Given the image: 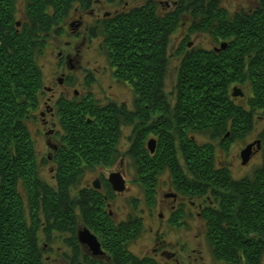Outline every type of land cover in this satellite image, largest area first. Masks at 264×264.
Masks as SVG:
<instances>
[{
  "label": "flooded vegetation",
  "instance_id": "flooded-vegetation-1",
  "mask_svg": "<svg viewBox=\"0 0 264 264\" xmlns=\"http://www.w3.org/2000/svg\"><path fill=\"white\" fill-rule=\"evenodd\" d=\"M179 4L180 0H82L74 4L60 30L53 32L43 46V53L49 46L48 55L53 59L49 61L51 72L41 75L38 105L30 120L36 125L35 134L43 147L38 151L33 144L36 179L55 190L62 207L66 190L72 205L62 208L58 230L52 226L54 220L52 224L49 217L39 216L34 235L40 264H227L213 256L206 229L210 210L221 202L222 189L215 180L222 171L233 178L231 164L225 159L231 143L238 141L230 136L232 106L247 111V96L242 87V96L232 95L230 86L223 101L213 96L218 102L204 110L191 113L194 108L187 107L185 98L178 105L180 93H176L175 85L182 60L207 63L212 58L210 52L221 57L224 50V40L219 38L206 40L205 44L192 39L205 30L195 24L196 13L189 9L178 11ZM143 8H151L157 21L161 15L179 13L177 26L182 33L174 42L170 40L176 26L163 46L157 31L155 43L148 41L127 48L132 60L139 57L140 65L158 69L160 88L154 89L156 95L151 94L146 78L144 102L139 103L132 81L117 76L118 61L108 56L104 44L112 20L137 14L136 21L141 23ZM136 9L140 11L133 12ZM171 65L174 78L171 90H167ZM209 80L219 85L221 79L217 75ZM240 84L243 83H235ZM118 87L130 91L128 102H117L108 94V90ZM207 91L220 93L221 89ZM89 103L97 106L93 117L101 119L105 132L110 121L116 127V136L104 138V143L95 148L100 160H93L86 154L91 148L74 139L78 133L74 132L76 117L85 116L86 122L94 119L84 113ZM218 125L224 128L216 130ZM186 127L208 128L202 133H188L191 140L209 144L212 149L208 178H200L191 168L183 140ZM148 141L153 142L151 150ZM141 145L147 150L153 172L152 180L145 185L141 165L146 158L138 153ZM253 152L247 164L259 153ZM240 163L245 165L242 160ZM43 172H48L47 179ZM111 174L117 175L116 184ZM18 186L22 189L21 182ZM83 231L88 232L91 244ZM139 238L148 241L141 249L135 247Z\"/></svg>",
  "mask_w": 264,
  "mask_h": 264
},
{
  "label": "trees",
  "instance_id": "trees-1",
  "mask_svg": "<svg viewBox=\"0 0 264 264\" xmlns=\"http://www.w3.org/2000/svg\"><path fill=\"white\" fill-rule=\"evenodd\" d=\"M81 1L23 0L24 19L17 20L16 0H0V264H40L34 235L39 216L49 217L51 223L54 220L52 226L58 230L62 208L72 205L66 190L62 207L56 200L55 190L37 182L34 140L27 123L34 119L32 114L37 108V92L41 87L37 59L51 34L60 30L74 4ZM184 9L196 13L195 24L201 25L215 39L226 40L227 47L221 57L210 52L212 58L207 63L182 60L175 85L176 93H180L178 105L185 98L187 107L194 108L191 113L201 111L216 105L218 101L214 98L218 96L223 101L227 87L248 82V110L233 105L234 121L229 126L232 139L245 140L254 123L260 119L264 121V0H258L253 9L233 13L221 7L220 0H180L178 11ZM136 11L140 10L133 12ZM136 15L112 20L105 32L104 45L108 56L118 61L117 76L132 81L136 102L143 103L146 78L151 94L160 88L158 69L140 65L139 57L132 60L127 56V48L148 41L155 43L157 33H160V43L165 46L169 42V32L178 25L179 13L161 15L157 21L151 8H143L141 23L136 21ZM217 75L221 79L219 85H215L216 80L215 83L209 80ZM215 89H221L220 93L207 91ZM199 96L207 99L195 100ZM95 107L89 103L84 111L94 119L86 122L83 116L73 121L76 124L74 132L80 134L77 133L74 139L91 148L86 154L93 160L99 158L95 148L104 143V138L116 136L112 121L106 124L105 132V126L100 125L101 119L97 115L93 117ZM140 108L143 110V106ZM219 128L224 127H215L216 130ZM206 129L186 127L183 132L191 168L200 178L211 175L208 168H211L212 149L209 144L191 140L188 133L194 135ZM257 140L260 148L253 147L261 154L262 161L251 175L233 179L222 171L215 180L222 189L221 202L219 207L210 210L206 236L213 256L224 259L227 264H264V127L258 138L250 142ZM138 153L146 158L141 165L145 185L152 180V167L143 145L139 146ZM20 182L22 189L18 186Z\"/></svg>",
  "mask_w": 264,
  "mask_h": 264
},
{
  "label": "rangeland",
  "instance_id": "rangeland-1",
  "mask_svg": "<svg viewBox=\"0 0 264 264\" xmlns=\"http://www.w3.org/2000/svg\"><path fill=\"white\" fill-rule=\"evenodd\" d=\"M258 0H220V6L224 7L225 9L229 10L230 13H233L235 11H239V10H248V9H253L255 7V5H257ZM16 5V18L17 20H23L24 19V15H25V7L23 4V0H16L15 2ZM182 29L177 26L175 31L173 32L175 35L172 36L170 38V40H172L173 42L176 40L177 36H180V34ZM175 38V39H174ZM213 36L208 32V31H199V33H196L194 35V37H192V39H198V40H202L205 44L206 40H213ZM222 40V39H221ZM225 44H227L225 42V40L223 41ZM227 45H224V48H226ZM45 52L42 53L38 60V65L40 66V71H41V75L43 76H48V74L51 72L50 71V66H49V61H52L53 56L48 55V52H50L51 50L49 49V46L44 48ZM84 51H82L81 53H83ZM85 65H89L88 67H96V65H94L93 63L91 64H87L85 63ZM168 79L166 81V87L167 90H171V85H172V79L174 78V65H171V68H169V72H168ZM243 84L241 85H235L233 84L230 88V90H232V88L234 87H239L242 89H244V93L246 94V96H248L249 94V90H250V84L248 82H242ZM108 94L111 95L112 97H115L117 100V102L121 101V100H125L126 102H128L127 99H129L130 97V91L128 89L125 88H112L111 90H108ZM33 121H29L28 126L30 129V133L31 136L33 137V144L34 147L40 151L41 149H43L42 146H40L39 144V138L38 136L35 134V128L36 125L34 123H32ZM264 127V121L263 119H260V122L258 123H254V128L253 130H251L250 134H248L246 137V139L242 140L239 139L238 141L232 142L231 146H230V151H229V155L225 158L227 160V164H231V170H232V174H233V178L234 179H241V177L243 176H247V175H251L252 171L254 170L255 167H257L261 161V154L258 153L257 155H255L253 157V159L251 160V162L249 164H245V165H241V160L239 159V155H240V151L242 150L240 148V145L243 147V145H245V143L250 142V140L258 138V134L260 133L261 129ZM218 154L220 155V157H222L220 154V151L218 152ZM219 155L217 156V158H219ZM250 161V160H249ZM43 176L44 179L48 178V172L47 174H45L43 172ZM42 176V177H43ZM147 236V234H146ZM173 240V239H172ZM147 239L145 238H139V240L137 241L136 246H138V248H143V246L147 243ZM60 251V250H59ZM61 253V252H60ZM192 253V252H191ZM208 252H205V257L208 258L207 255ZM193 254V253H192ZM60 255V254H59ZM191 258L193 257V255H190ZM48 264V263H47Z\"/></svg>",
  "mask_w": 264,
  "mask_h": 264
},
{
  "label": "water",
  "instance_id": "water-1",
  "mask_svg": "<svg viewBox=\"0 0 264 264\" xmlns=\"http://www.w3.org/2000/svg\"><path fill=\"white\" fill-rule=\"evenodd\" d=\"M225 44V43H224ZM224 44H223V47H224ZM232 95L234 96H237V95H240L242 96V92H241V89L239 87H234L232 88ZM148 145H149V148L151 150V144H153V142L151 141H148ZM259 140L257 141H253V142H250V144H247L246 146L243 147V149L240 151V158L242 159V164H246L249 162L250 158H251V155L253 154V146L256 145V148H260L259 147ZM111 177H112V182L114 184H116L118 178H117V175L116 174H111ZM86 232L87 231H83L82 234H85L86 235ZM88 233V232H87ZM85 238H88V236L86 235ZM87 242H89L91 244V242H93L90 238L87 239Z\"/></svg>",
  "mask_w": 264,
  "mask_h": 264
}]
</instances>
